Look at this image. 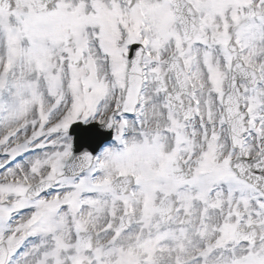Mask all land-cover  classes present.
Returning <instances> with one entry per match:
<instances>
[{"label":"snow or ice","instance_id":"1","mask_svg":"<svg viewBox=\"0 0 264 264\" xmlns=\"http://www.w3.org/2000/svg\"><path fill=\"white\" fill-rule=\"evenodd\" d=\"M0 264H264V0H0Z\"/></svg>","mask_w":264,"mask_h":264}]
</instances>
